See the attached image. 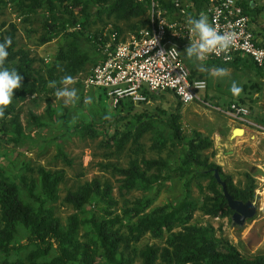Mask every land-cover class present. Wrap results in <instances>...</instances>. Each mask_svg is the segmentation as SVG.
I'll use <instances>...</instances> for the list:
<instances>
[{
    "label": "rangeland",
    "instance_id": "1",
    "mask_svg": "<svg viewBox=\"0 0 264 264\" xmlns=\"http://www.w3.org/2000/svg\"><path fill=\"white\" fill-rule=\"evenodd\" d=\"M49 1L48 6L28 10L31 0H1L0 35H4L12 23L15 26V48H22L33 59L31 65L47 80L46 87L50 88L47 86L49 81L71 75L77 81L74 87L78 89L80 99L74 106H65L62 99L56 98L54 88H34L21 98H14L13 112L17 114L21 129L14 136L9 114L0 120V168L15 184L21 201L31 210L36 211L38 199H42V207L58 218L60 229L65 228L70 214L77 216L75 240L80 253L69 261L70 264L105 262L93 225L107 218L112 220L110 229L121 237L116 255L124 259V264H141L140 249L152 245L160 250L172 234L184 231L187 225L201 227L206 236L218 240V243L226 241L246 257L264 255L263 196L253 192L251 201L255 212L241 225L230 223L231 210L221 216L206 212L216 204L217 193H221L220 186L211 183L209 164H217L219 175H227L236 188L251 182L254 189L260 178L264 180L259 168L264 167V131L258 127L264 126V68L258 70L241 63L224 66L230 75L222 79L207 72L200 74L206 88L188 103H181L170 90H162L148 93L143 102L125 103L117 109L101 89L83 85L89 68L100 59V50L86 35L99 31L107 35L114 26L120 33L132 31L147 22V11L119 18L115 12L107 13L99 3L64 7L68 0ZM253 1L257 2L256 11L264 7V0ZM255 14L251 16L253 25L258 22ZM83 19L86 22L79 32L80 29L75 30L73 26ZM61 25L67 29H61ZM43 36L47 39L41 41ZM66 43L72 45L78 54H84L86 59L71 73L70 69L64 68L67 55L63 52V56L56 59L59 66L49 76L46 67L56 58L58 46ZM13 63L16 58L11 60ZM189 76L192 77V73ZM232 81L243 89L239 96L230 91ZM87 97L92 98L91 104H85ZM233 99L247 105L245 117L248 121L219 110ZM109 115L111 119H105ZM173 115H177L173 117L178 125L177 137L171 135L168 127V118ZM72 117H76L75 121ZM141 124L147 125L134 136L135 129ZM234 126L244 128L243 133L230 136ZM120 132H127L122 143L118 139ZM196 133L209 143L196 150L187 163H182L186 141ZM132 159L138 161L141 168V159L157 160V164L145 170V175L155 179L153 186L145 189L120 186L122 175L117 169L126 167ZM177 165L188 172L178 174L175 171ZM39 167L62 169V178L56 186L57 197L53 201L44 197L39 186ZM91 179L98 180L100 188L107 182L109 196L92 194L82 208H76L64 199L67 191L75 190ZM148 197L151 200L144 211L162 204L175 206L182 199L188 202V206L176 211L169 227L162 228L158 235L146 230L134 237L135 230H131L136 221L133 206L137 200ZM27 234L28 227L14 221L8 243L25 245L7 252L0 251V261L24 259L33 251L35 244L26 239ZM56 253V245L51 243L48 250L35 260L47 261ZM154 264H161L159 257Z\"/></svg>",
    "mask_w": 264,
    "mask_h": 264
},
{
    "label": "trees",
    "instance_id": "2",
    "mask_svg": "<svg viewBox=\"0 0 264 264\" xmlns=\"http://www.w3.org/2000/svg\"><path fill=\"white\" fill-rule=\"evenodd\" d=\"M1 1V0H0ZM59 2H65L66 0H58ZM195 9H200V0H192ZM244 6L248 7L250 17L255 14L256 6L250 5V1L240 0ZM88 2L99 3L103 6V9L110 13L115 12L119 18H128L130 16H136L144 13L148 7L149 0H68L64 3V7L69 5L80 4L85 5ZM157 2L163 6L170 8V0ZM49 0H31V6L27 5L28 10H34L35 6H48ZM67 4V5H66ZM148 20V17H147ZM86 19L76 22L77 27H73L75 30L84 26ZM74 25V26H75ZM9 29L4 35H0V43H3L6 38L11 37L12 44L7 49L9 55L5 61V67L12 69L15 68L23 76V86L20 89L15 90L14 98H21L26 91L34 90V88L40 89L46 87L47 80L31 65L33 59L27 55L22 48H15L14 39V25L9 23ZM61 29L63 27L61 25ZM114 30L119 32V28L114 26ZM81 32V29L80 31ZM103 34L95 32L86 35L90 38L94 44L101 42ZM45 36L41 37V41L46 40ZM74 47L69 43L65 46L59 45L58 52H56V58L46 67V73L51 76L53 71L59 62L57 58L63 56V52L67 55V61L64 65L65 69H70L71 73L75 72L78 66L86 59L84 54H78L74 51ZM16 58V63L11 64V60ZM250 64L256 67L258 70L264 68V66H257L247 57L237 56L234 59L225 62L219 59H207L205 61L206 67L223 68L224 66H233L236 64ZM191 74V73H190ZM203 74V73H200ZM199 74V75H200ZM199 75H197L199 77ZM196 76V77H197ZM53 77H56L54 75ZM60 79L57 80V85ZM13 98V99H14ZM239 102H243L237 99H233ZM230 101V100H229ZM228 102V101H227ZM133 104L126 100H119L114 106L120 109L124 104ZM48 111V107H46ZM6 114H9V123L11 127V134L16 136L19 134L21 126L17 118V114L13 112V105L7 110ZM174 116L168 118V127L172 136L177 137L178 125L174 121ZM147 125V124H146ZM145 124L139 125L133 135L137 136L146 126ZM199 134L190 137L186 141V150L182 156V163H187L193 158V154L196 150L201 149L209 143L206 138H201ZM198 136V137H197ZM127 138V132H120L118 135L119 142L122 143ZM118 143V145H120ZM142 168L135 159L129 160L126 167L118 168L117 171L122 175L121 187L125 189L138 188L145 189L154 185L153 176L145 175L147 170L152 165L157 164L155 159H141ZM208 170L216 168L219 170L217 164H209ZM175 171L183 175L188 172V169L182 168L181 165L175 166ZM39 176V186L44 194V197L49 200H54L57 197L56 186L62 178V169H45L39 167L37 169ZM219 174V173H218ZM220 176V175H219ZM225 182L227 191L234 198L252 199L253 184L251 182L245 183L244 187L236 188L231 179L227 176H220ZM211 183L213 185L218 184L213 175L211 174ZM219 185V184H218ZM220 186V185H219ZM110 186L107 182H104L100 188L98 180L91 179L78 186L75 190H69L66 192L64 199L72 203L76 208H82L89 200L92 194L99 193L100 195L109 196ZM221 190V189H220ZM29 195H32L28 192ZM216 204L206 209V212H210L216 215H225L230 209L225 203V199L222 193H217ZM151 197L143 200H137L133 206V212L136 215V221L131 226V230H135L136 237L142 231H150L153 235H158L162 228H168L174 213L180 209H185L188 206V202L182 199L175 206L169 204H162L151 208L149 211H144V208L149 204ZM39 203L36 211L23 203L16 192L15 184L8 180L3 174L0 168V251L7 252L11 248H20L25 243L10 245L8 239L10 236V228L14 221H19L23 225L28 227V234L26 239L34 242L35 249L28 252L24 259L8 260L3 259L0 264H70V260L75 258L80 250L75 240L77 232L78 220L75 214H70L67 218L66 226L64 229H60L58 218L53 216L52 212L48 208L42 207V199H38ZM112 220L100 219L98 222H94L95 236L99 242V246L105 258V262L99 264H124L125 261L122 257L116 255V249L118 247L121 237L116 234L115 230L110 229ZM215 240L204 234L201 227L195 225H187L184 231L172 234L166 241V245L162 246L160 250L152 245H145L139 251L141 264H154L157 257L160 258L161 264H264V255H255L246 257L242 255L233 245L226 241ZM51 243L56 245V255L47 261H36L35 258L38 255L44 254Z\"/></svg>",
    "mask_w": 264,
    "mask_h": 264
},
{
    "label": "built area",
    "instance_id": "3",
    "mask_svg": "<svg viewBox=\"0 0 264 264\" xmlns=\"http://www.w3.org/2000/svg\"><path fill=\"white\" fill-rule=\"evenodd\" d=\"M141 1V0H136ZM201 10L219 32H232L236 36L228 55L247 57L257 66H264V39L255 37L251 28L248 7L240 0H200ZM171 7L161 6L157 0H149L147 22L132 31L120 33L114 29L102 33L97 44L100 59L94 63L83 78L85 87H98L103 95L115 105L119 100L133 104L143 102L153 91L170 90L181 103L192 101L198 92L204 91L203 78L189 76V70L181 58L180 43H189L194 31L186 23L195 12L192 0H170ZM77 27V25L73 26ZM225 61L224 54H211L207 59ZM203 82V87L198 85ZM225 114L248 119V107L242 102L230 100L219 108ZM264 131L263 125H258ZM259 166V165H258ZM260 177L264 167L259 166ZM264 180L253 189L262 197Z\"/></svg>",
    "mask_w": 264,
    "mask_h": 264
},
{
    "label": "clouds",
    "instance_id": "4",
    "mask_svg": "<svg viewBox=\"0 0 264 264\" xmlns=\"http://www.w3.org/2000/svg\"><path fill=\"white\" fill-rule=\"evenodd\" d=\"M186 23L191 26L190 31H194L198 39L193 40L190 35V44L185 48L184 52L189 61H191L197 68V71L202 73H209L216 78H225L230 75L225 68H216L209 70L205 61L208 56L215 54L217 56L224 54L225 62H228L230 56L228 53L234 46L236 36L232 32H219L208 21V17L201 14L198 18L188 17ZM11 37L5 39L0 43V120L6 119V110L12 105L15 96V90L23 86V76L15 69L5 67V61L9 55L7 49L11 46ZM76 80L71 75H66L61 78L57 86V81H49L48 87L55 89V96L57 99H62L65 106H74L80 99L78 89L74 87ZM198 87H203L201 82ZM230 91L235 96H239L243 89L238 86L236 81H232ZM92 98L87 97L85 104H91ZM76 117H72L75 121ZM105 119H111V116H106Z\"/></svg>",
    "mask_w": 264,
    "mask_h": 264
},
{
    "label": "water",
    "instance_id": "5",
    "mask_svg": "<svg viewBox=\"0 0 264 264\" xmlns=\"http://www.w3.org/2000/svg\"><path fill=\"white\" fill-rule=\"evenodd\" d=\"M243 128L234 126L231 128L230 136L234 135L237 132H242ZM212 175L215 181L220 185L222 196L225 199V203L227 207L231 210L230 213V223L234 225H241L245 218H249L255 212V205L250 199H245L242 201L241 199L234 198L227 191L225 187V182L220 178L218 171L216 168L212 169Z\"/></svg>",
    "mask_w": 264,
    "mask_h": 264
},
{
    "label": "crops",
    "instance_id": "6",
    "mask_svg": "<svg viewBox=\"0 0 264 264\" xmlns=\"http://www.w3.org/2000/svg\"><path fill=\"white\" fill-rule=\"evenodd\" d=\"M246 1H250L249 3H250V5H254V6H257L256 4H257V2H255V1H253V0H246ZM262 3V2H261ZM258 8V7H257ZM198 12H200L201 14H203V12H202V10H201V7H200V9H197V10H195V12L193 13V14H191L190 16L191 17H194V18H198L200 15H197L196 13H198ZM263 12H264V7H262L260 10L258 9V11H256L255 13V16L258 18L257 19V25L255 24V25H253L254 23L252 22L253 20L251 19V22H250V24H251V28H252V30H253V32H254V35H255V37L257 38V39H259V40H262V39H264V15H263ZM195 15V16H194ZM189 16V17H190ZM197 37V35L195 34V32H194V39ZM177 42H178V45H179V51H180V55H181V58H182V60L184 61V63L186 64V66H187V68H188V70H189V73H192V75L193 76H197V75H199L201 72H199V71H197V68H196V66L191 62V61H189L188 59H187V57H186V54H185V52H184V50H185V48L190 44V42L189 43H180L181 41L179 40V39H177ZM209 70L210 69H213V68H215L216 69V67H214V66H212V67H207ZM243 130H244V128H243ZM246 130V129H245Z\"/></svg>",
    "mask_w": 264,
    "mask_h": 264
},
{
    "label": "bare ground",
    "instance_id": "7",
    "mask_svg": "<svg viewBox=\"0 0 264 264\" xmlns=\"http://www.w3.org/2000/svg\"><path fill=\"white\" fill-rule=\"evenodd\" d=\"M241 133H243V131L241 132ZM240 132H237V133H235V134H241ZM263 202H264V188H263Z\"/></svg>",
    "mask_w": 264,
    "mask_h": 264
}]
</instances>
